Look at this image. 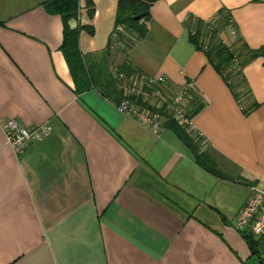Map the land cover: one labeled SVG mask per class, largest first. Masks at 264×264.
Instances as JSON below:
<instances>
[{"label": "crops", "instance_id": "0c3cea01", "mask_svg": "<svg viewBox=\"0 0 264 264\" xmlns=\"http://www.w3.org/2000/svg\"><path fill=\"white\" fill-rule=\"evenodd\" d=\"M53 1L0 0V120L52 128L22 154L0 129V264H256L236 217L264 185V0H157L143 36L124 32L129 45L112 39L118 0H78L84 90ZM209 25L240 58L255 53L232 81L192 40ZM161 76L191 84L187 135L221 173L179 131L141 125L105 94Z\"/></svg>", "mask_w": 264, "mask_h": 264}, {"label": "built area", "instance_id": "2783aa9c", "mask_svg": "<svg viewBox=\"0 0 264 264\" xmlns=\"http://www.w3.org/2000/svg\"><path fill=\"white\" fill-rule=\"evenodd\" d=\"M228 25L233 30L231 22ZM207 30V35H202L200 38L204 48L207 47L210 33L215 30V27L209 25ZM205 38H208L207 43L204 41ZM233 66H238L237 58L234 59ZM165 81L162 76L141 77V80L121 86L126 97L140 96L143 101H148L150 106L162 109L161 113L140 108L129 102L127 98L119 102L118 108L125 115L135 118L139 124L150 127L154 131L161 130L168 121L172 120L187 134H196L197 131L192 122V111L188 109L190 101L194 98L190 91L191 84L170 89L166 86ZM0 129L3 132L5 144L17 154H22L32 145L43 142L52 133V128L47 123L31 129L14 119L0 120ZM250 189L249 198L237 214L236 229L241 234L250 235L252 240L257 243L259 253L256 264H264V185L255 183L251 185Z\"/></svg>", "mask_w": 264, "mask_h": 264}, {"label": "trees", "instance_id": "16d2710c", "mask_svg": "<svg viewBox=\"0 0 264 264\" xmlns=\"http://www.w3.org/2000/svg\"><path fill=\"white\" fill-rule=\"evenodd\" d=\"M155 1L157 0H118L116 28L114 30L115 35L112 39L116 37L115 41L124 45H129L130 40L124 36V32L133 33L137 36H143L145 33V26L143 23L138 24V22L148 16L149 9ZM53 3L55 4V11L59 12L65 20V33L62 50L67 62L69 63L71 73L78 90H84L89 86H94L92 71L86 65L77 47L80 26L71 27L69 23L70 19L75 18L77 15L78 0H54ZM121 29L122 31H120ZM203 34L204 32L202 33L201 30L195 32V34L192 35V40L199 48L205 50L209 60L215 66V69L227 82L232 81L235 76H239L245 62L255 55V53H252L247 58H242V56L240 58L238 50L225 45L221 40L216 38V31L210 33L208 45L204 48L200 40ZM235 58L238 60L239 70L238 66H233ZM127 68H129L128 65L124 64L120 66L118 70L125 71L124 69ZM229 85L231 88L234 87L232 84ZM110 91V93L105 94L115 98L118 103L127 98L129 102L149 109L152 112H162V109L152 107L145 101H142L140 96L132 95L126 97L123 93L117 91L116 88ZM167 125L173 127L182 134L183 139L193 149L195 157L201 165L217 174L213 168L207 165V160L203 159L202 155L196 152L195 145L185 131L180 129V127L172 120L168 121ZM242 235L247 241L251 251L258 255L259 249L257 243L252 240L250 235Z\"/></svg>", "mask_w": 264, "mask_h": 264}, {"label": "rangeland", "instance_id": "374dc122", "mask_svg": "<svg viewBox=\"0 0 264 264\" xmlns=\"http://www.w3.org/2000/svg\"><path fill=\"white\" fill-rule=\"evenodd\" d=\"M120 31H122V29H121ZM195 143L198 144V143H200V142H199V141H198V142L195 141ZM197 151H198L199 154L202 155V158H203V159L207 160V165H208L209 167H211V168H213L214 170H217L218 172L221 173V171L218 170V169H219V168H218V167H219V163H221L219 159H217L215 156H212V155L209 154L208 152H205V151L200 152V148H197ZM217 164H218V165H217Z\"/></svg>", "mask_w": 264, "mask_h": 264}]
</instances>
